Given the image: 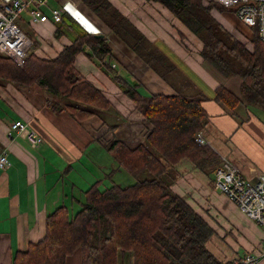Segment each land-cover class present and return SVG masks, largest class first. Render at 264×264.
I'll return each instance as SVG.
<instances>
[{
	"label": "crops",
	"instance_id": "obj_1",
	"mask_svg": "<svg viewBox=\"0 0 264 264\" xmlns=\"http://www.w3.org/2000/svg\"><path fill=\"white\" fill-rule=\"evenodd\" d=\"M109 1L199 88L209 93L223 85L239 98L234 105L205 99L209 119L202 134L205 144L220 155L221 163L229 161L245 177L256 180L264 173V111L247 104L241 94L242 78L224 76L204 60L202 41L160 2ZM53 7L63 9L59 22L32 23L29 11L21 16L24 29L31 26L35 33L33 50L42 58L53 59L84 29L106 35L113 48L107 61L90 56L86 47L76 56L75 66L103 91L112 106L82 119L63 102L61 110H54L48 103L50 94L38 84L20 86L0 80V151L6 150L11 161L9 167L0 168V264H11L18 250L44 237L50 211L62 204L73 208L75 197L82 199L93 182L109 177L112 171L113 176L122 173L115 158H109L113 156L107 148L111 139L117 137L131 147L145 139L151 124L116 83L113 70L127 81H140L154 93H175L83 0H49L46 11ZM212 13L229 29L236 21L227 11L213 9ZM59 26L60 35L56 33ZM176 77L184 75L177 71L172 80ZM18 119L43 136V143L32 146L16 132L10 135V124ZM94 144L100 145H95L96 151L91 150ZM101 151L103 156L96 160L100 154L94 153ZM217 167L202 170L184 158L174 166L178 176L172 189L211 225L214 232L208 246L218 258L233 262L247 254L259 255L264 228L217 188ZM80 261L76 251L68 264ZM258 264H264V256H259Z\"/></svg>",
	"mask_w": 264,
	"mask_h": 264
},
{
	"label": "trees",
	"instance_id": "obj_2",
	"mask_svg": "<svg viewBox=\"0 0 264 264\" xmlns=\"http://www.w3.org/2000/svg\"><path fill=\"white\" fill-rule=\"evenodd\" d=\"M83 1L168 81L175 93H154L140 81H127L113 70L116 83L151 124L145 139L136 146L117 137L107 145L118 169L136 181L122 186L113 180V171L96 180L82 199L75 197L73 208L62 204L50 211L44 237L18 250L11 264H68L76 251L81 254L80 264H234L210 250L213 228L172 189V183L178 176L174 166L184 158L202 170L221 164L218 152L197 140L209 119L203 101L214 98L234 105L239 98L223 85L209 93L199 88L109 0ZM150 1L167 7L202 41L200 53L210 65L224 76L239 75L247 104L264 111V42L258 29L250 48L213 15V9L235 13L216 0L207 4L204 0ZM36 43L33 40L23 66L0 53V80L20 86L38 84L50 94L48 103L54 110H61L63 102L82 119L100 115L112 106L103 91L75 66L76 56L86 47L90 56L107 61L113 48L106 35L84 29L53 59L38 56L33 50ZM177 71L184 77L172 80Z\"/></svg>",
	"mask_w": 264,
	"mask_h": 264
},
{
	"label": "built area",
	"instance_id": "obj_3",
	"mask_svg": "<svg viewBox=\"0 0 264 264\" xmlns=\"http://www.w3.org/2000/svg\"><path fill=\"white\" fill-rule=\"evenodd\" d=\"M231 8L238 19L247 27H256L264 42V0H216ZM49 0H3L0 3V53L7 55L18 65L26 62L27 52L33 44L20 23L25 11H29L32 23L46 21L59 22L63 17L61 7L46 11ZM25 137L32 146L43 143L41 136L32 126L21 119L10 124V135ZM197 140L205 144L204 135L198 133ZM11 165L6 150L0 151V168ZM216 186L234 201L240 210L264 228V173L256 180L245 177L229 161H223L216 169ZM259 256H264V247L259 255L247 254L234 260V264H258Z\"/></svg>",
	"mask_w": 264,
	"mask_h": 264
},
{
	"label": "rangeland",
	"instance_id": "obj_4",
	"mask_svg": "<svg viewBox=\"0 0 264 264\" xmlns=\"http://www.w3.org/2000/svg\"><path fill=\"white\" fill-rule=\"evenodd\" d=\"M210 0H204V3L207 4ZM229 12V13H228ZM227 14H232L231 16H233V20H236L233 24V27L230 29L242 42H245V44H247L250 48H252V44H251V37H253V33L257 30L256 27H247L245 24H243L242 22H239L237 20V16L235 13H233L232 11H227ZM18 23H20L22 25V20L21 17L18 18ZM26 26H29L27 23H25ZM33 28L30 26L29 30H26L27 34L33 39L36 40V36L34 31L32 30ZM260 110V109H258ZM263 116L264 113L262 112ZM100 146L98 144H94L93 146H91V150H95L96 151V146ZM102 146V145H101ZM103 147V146H102ZM98 149V148H97ZM100 154L97 155V157H95V159H99L100 157H102L103 152H95L94 154ZM90 154V152H89ZM109 158H113L109 157ZM113 180L115 182H117L118 184L122 185V186H126L129 184H132L136 181V177L132 176L130 173L126 172V171H122V173H117L116 176L112 177Z\"/></svg>",
	"mask_w": 264,
	"mask_h": 264
},
{
	"label": "water",
	"instance_id": "obj_5",
	"mask_svg": "<svg viewBox=\"0 0 264 264\" xmlns=\"http://www.w3.org/2000/svg\"><path fill=\"white\" fill-rule=\"evenodd\" d=\"M97 36H102V34L97 33Z\"/></svg>",
	"mask_w": 264,
	"mask_h": 264
}]
</instances>
